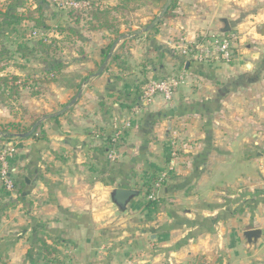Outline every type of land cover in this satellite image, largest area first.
<instances>
[{
    "label": "crops",
    "instance_id": "obj_1",
    "mask_svg": "<svg viewBox=\"0 0 264 264\" xmlns=\"http://www.w3.org/2000/svg\"><path fill=\"white\" fill-rule=\"evenodd\" d=\"M16 1L20 13L42 2L0 0V10ZM179 6L155 29L125 35L114 51L124 46L120 62L110 61L101 76L109 33L80 30L78 45L61 49L63 72L89 79L68 112L39 126L37 139L2 141L16 150L11 177L20 176L25 189L18 196L0 177V264H33L39 238L57 251L54 264H264V0ZM215 36L235 37L231 61L199 62L184 53ZM40 64L34 75L43 74ZM21 65L14 75L33 78ZM180 77L170 98L126 97ZM46 86L30 104L17 100L21 112L0 106V127L30 131L81 90ZM43 135L47 140H38ZM109 147L118 153L114 161ZM117 188L138 192L125 210L113 200ZM255 229L262 237L250 245L244 233Z\"/></svg>",
    "mask_w": 264,
    "mask_h": 264
},
{
    "label": "trees",
    "instance_id": "obj_2",
    "mask_svg": "<svg viewBox=\"0 0 264 264\" xmlns=\"http://www.w3.org/2000/svg\"><path fill=\"white\" fill-rule=\"evenodd\" d=\"M159 1L160 0H156ZM86 6L84 7V10H78L75 8H67L62 7L61 9H68V15L73 23H83V27L85 28L84 22H87L89 26H87L88 31H102L104 29L112 30V24L110 22V17L113 13H119L122 11H125L129 6L133 3V0H119L118 4L116 6H111L104 8L103 7V1L102 0H86ZM178 0H172L171 6L169 8V11L167 12L165 17H169L171 14V11L175 10L177 7ZM48 3L45 0H42L38 3V6L35 10L27 9L26 11H23L22 13L17 12L16 10L21 7L20 4H18V1H16L13 5L10 6V8L6 12H2L0 10V33L4 32L10 27L17 26L23 22H31L34 24L35 29H39L41 26V29H45L46 31L50 29V25L48 24L47 15L45 12V7ZM23 7V6H22ZM74 17V18H73ZM75 23V24H76ZM156 28V27H155ZM154 28V29H155ZM70 29V28H69ZM59 32V35L64 37L67 40V35L70 34H78L79 32L75 30H57ZM1 35V34H0ZM122 37V36H121ZM80 39H82V36H79ZM53 40H49L47 38L41 39L39 42H36V50L38 53H41L44 56V65H46V68L44 69L43 75H46L47 78L50 80V83H59L61 85H64L67 88L70 89H77L80 90L82 86L85 84V82L89 79V77H83L78 74H66L63 72L64 70V63L58 58L56 55L61 51V49L66 48L65 44L62 40L64 38H52ZM116 43V40H110V43L108 46H106L105 49L102 50V63L105 62V60L108 58L111 48ZM0 49V62L4 61V58L6 57L7 51L6 49L2 48ZM124 49V46H121L118 52H114L110 63H116L120 62L122 58V54L120 51ZM23 58L28 57L26 54L22 55ZM55 57V58H54ZM4 71L2 68L0 69V72ZM61 77V78H60ZM61 79L60 81L58 80ZM31 79V78H28ZM28 79H23L17 75L13 76H5L1 75L0 73V105L7 107L5 104V100L7 99V96H14L19 99L20 91L24 88H30L28 85ZM168 78H164L161 80H165ZM158 80V81H161ZM148 85V84H147ZM146 85V86H147ZM145 86V88H146ZM143 86L137 87L136 91H127L126 97L130 99H134L133 102L137 101L139 97L144 95L145 88H142ZM41 94V93H40ZM40 94H33V96H38ZM121 95H124L122 93ZM8 96V97H9ZM120 98L122 96H119ZM15 99V101H17ZM2 102V103H1ZM55 120H58L57 118ZM29 130H21L17 124H7L5 126L0 127V132L4 134V139L6 141H13L15 140V136L18 134H25ZM43 134V132H41ZM38 129L36 130V133L32 135V138L37 139L38 136ZM18 139H23L21 137H18ZM38 140L46 141L47 138L43 135ZM112 141V140H111ZM109 142L110 147L113 145V142ZM110 147L106 150L107 152V158L109 159L110 154ZM159 179L153 178L152 183L153 185H157L159 183ZM155 183V184H154ZM151 185V184H150ZM151 185L147 189L148 196L152 195L154 186ZM5 189V188H4ZM25 189V181L20 178V176L14 181V187L12 189L13 193L15 192L18 196H21ZM157 203V200H152L148 204L150 207L155 206ZM36 245H39L41 257L38 260H33V264H36V261L43 264H54L55 263V254L57 251L50 247L45 240L42 238H39L37 240ZM35 245V246H36ZM33 255V252L29 254L31 257Z\"/></svg>",
    "mask_w": 264,
    "mask_h": 264
},
{
    "label": "rangeland",
    "instance_id": "obj_3",
    "mask_svg": "<svg viewBox=\"0 0 264 264\" xmlns=\"http://www.w3.org/2000/svg\"><path fill=\"white\" fill-rule=\"evenodd\" d=\"M104 1L105 3H103V7L107 8L111 6H116L119 0H116L117 1L116 3L114 0V5H111L112 2L109 0H104ZM166 2L167 0H160V2L156 0H133V3L125 11L112 14V16L110 17V22L113 26L112 30H109L111 29L109 28V29H104L102 31L109 33L110 40H116V41L123 35H130V36L134 35L133 33L134 31L143 30L153 22L156 16L159 15L160 12L162 11L163 6L166 4ZM179 2H181V0H178L177 7L175 10L171 11L170 16L173 17L176 16L175 12L177 11V9L179 10L180 7ZM27 3H29L28 6H30L31 1H25V4ZM28 6L25 7L28 8ZM44 7L47 18L48 16H51L53 14L55 16L53 22L51 23L52 25H50V29H49L52 31L49 30L46 31L45 29H41L42 26L39 29H35L33 23L23 22L17 26L10 27L4 32L0 33L1 34L0 49L3 50L2 48H4L7 51L4 61L0 62V69L2 68L4 70L0 72L1 74L4 73L3 75L5 76H13L15 73H17L16 70L18 69L19 65L22 64L21 66L30 68L31 70L30 74L34 75L33 71L41 69L40 63L41 62L43 63L45 56L37 52L35 46L36 42H39L41 39H45V38L49 40H53L52 39L53 37L51 36L59 34L57 30L72 29L75 30V32L78 31L79 32L78 34L76 33V34L67 35V40L65 39L66 38L65 35L64 37H61L64 38L62 40H65L63 42L67 48H73L71 47L73 44L78 45L77 42L80 41L79 36H82L80 34V30H87V26H89L87 22H84L85 28L83 27L82 22L81 23L75 22L76 24L73 23L71 21L72 18H70L68 15L69 10L61 9L62 7H64V5L59 6L56 3H49L47 6L45 5ZM78 10L79 11L84 10V7ZM165 18H163L162 20H165ZM124 40L125 39H123L122 41ZM61 53L63 54L64 52ZM61 53L59 52L56 54L58 58L60 56H64ZM23 54H26L28 57L23 58L22 57ZM37 75L38 77H36ZM21 78L26 80L27 76L22 75ZM58 80L60 81L61 79L58 78ZM27 82L30 87L29 90L27 89L20 91L21 95L19 96V99H21L22 104L24 103L30 104L33 99L31 94L33 95L36 93L37 94L42 93V91L47 87L46 85L50 83V80L47 78L46 75L43 74L41 75L39 72H36L34 77L28 79ZM43 95H44L43 98L45 99L46 98L45 93ZM8 96L7 99L5 100L6 102L5 105L8 106V109L14 113L21 112L20 109L17 107L19 106V101H15V99L17 100V98H15L14 96L13 97L12 96L8 97ZM46 101L49 103L48 99ZM0 106L4 107L2 105ZM50 107L47 108L49 109ZM58 107H60L59 104Z\"/></svg>",
    "mask_w": 264,
    "mask_h": 264
},
{
    "label": "built area",
    "instance_id": "obj_4",
    "mask_svg": "<svg viewBox=\"0 0 264 264\" xmlns=\"http://www.w3.org/2000/svg\"><path fill=\"white\" fill-rule=\"evenodd\" d=\"M64 7L80 9L86 6V2L67 1ZM235 45L234 36H215L210 39H206L197 45V48H186L184 52L186 55L192 56L193 59L199 62H212L221 61L229 62L234 57L233 48ZM182 83V77L169 78L161 81H152L145 88L143 96L144 103H150L157 95H164L170 98L174 91ZM4 134L0 132V177L3 180L6 188L12 191L14 187V181L12 175L16 172L15 168H12L10 161L15 156V148L12 143H4ZM118 157V153L112 150L109 154V158L114 161ZM155 196L152 195L151 199Z\"/></svg>",
    "mask_w": 264,
    "mask_h": 264
},
{
    "label": "water",
    "instance_id": "obj_5",
    "mask_svg": "<svg viewBox=\"0 0 264 264\" xmlns=\"http://www.w3.org/2000/svg\"><path fill=\"white\" fill-rule=\"evenodd\" d=\"M171 3H172V0H167L163 10L161 11V14L152 22V24L150 26H148L147 28H145L141 31L136 32V35H139L142 32H147V31L151 30L152 28H154L159 23V21L163 17L166 16V14L169 11V8L171 6ZM224 23H225V28H224L223 32H229L230 31L229 23L227 21H225ZM127 37L128 36L124 35L116 41V43L111 48V51H110L108 58L105 60V62L102 64L100 70L98 71L97 76H101L105 72V69L109 64V61H110V59H111V57L115 51V48L117 47V44L120 41H122V39L127 38ZM82 93H83V90L81 89L79 91L78 95L75 98H73L71 100V102L69 104H67L62 110H60L57 113L46 116L45 118H43L39 122L35 123L29 132H26L25 134H19L17 136L21 137V138L31 137L32 135H34L36 133V130L39 128V126L44 121L49 120V119H54L56 117H60L63 114H65L66 112H68L69 109L77 103L78 99L81 98ZM27 183L29 184V180H27ZM137 194H138V192L135 190L117 188L113 191L112 196H113L114 202L119 206V208H121L122 210H125L127 208V205L129 204L131 198L135 197ZM244 237L246 238L247 242L250 245H256L262 237V231L259 229L248 230L244 233Z\"/></svg>",
    "mask_w": 264,
    "mask_h": 264
}]
</instances>
